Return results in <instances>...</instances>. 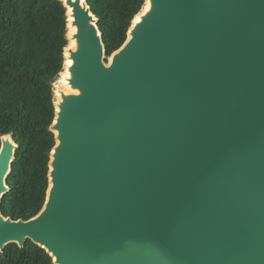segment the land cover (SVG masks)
I'll use <instances>...</instances> for the list:
<instances>
[{
	"label": "water",
	"instance_id": "obj_1",
	"mask_svg": "<svg viewBox=\"0 0 264 264\" xmlns=\"http://www.w3.org/2000/svg\"><path fill=\"white\" fill-rule=\"evenodd\" d=\"M60 1L76 45L47 199L28 220L2 213L19 149L3 136L0 252L30 239L55 264H264V0H146L108 58L87 0Z\"/></svg>",
	"mask_w": 264,
	"mask_h": 264
},
{
	"label": "trees",
	"instance_id": "obj_2",
	"mask_svg": "<svg viewBox=\"0 0 264 264\" xmlns=\"http://www.w3.org/2000/svg\"><path fill=\"white\" fill-rule=\"evenodd\" d=\"M98 18L107 58L127 40L146 0H87ZM67 8L60 0H0V146L12 135L19 145L1 211L14 220L35 217L49 188L50 155L56 145L55 82L69 44ZM0 264H55L52 255L28 239L10 243Z\"/></svg>",
	"mask_w": 264,
	"mask_h": 264
},
{
	"label": "bare ground",
	"instance_id": "obj_3",
	"mask_svg": "<svg viewBox=\"0 0 264 264\" xmlns=\"http://www.w3.org/2000/svg\"><path fill=\"white\" fill-rule=\"evenodd\" d=\"M147 9H149V1H147L146 6L144 7L142 12L146 11ZM142 12H141V14L137 15V17L135 19L136 22L140 20ZM69 14H70V17H69V25H68L69 26L68 36L70 38V41H69L68 49L66 51V62H65L64 70L60 74L61 75V78H59L60 81L55 84L56 85L55 87H56L57 103H59L62 100V98H61V92L62 91H64V92L70 91V87L68 84V78L70 76L69 66L72 64V60L69 58L70 52L68 50L75 48L76 41L73 39V35L76 32V27H74L72 25L73 17L71 16V14H72L71 8H69Z\"/></svg>",
	"mask_w": 264,
	"mask_h": 264
},
{
	"label": "flooded vegetation",
	"instance_id": "obj_4",
	"mask_svg": "<svg viewBox=\"0 0 264 264\" xmlns=\"http://www.w3.org/2000/svg\"><path fill=\"white\" fill-rule=\"evenodd\" d=\"M1 147H2V138H1V146H0V150H1Z\"/></svg>",
	"mask_w": 264,
	"mask_h": 264
},
{
	"label": "rangeland",
	"instance_id": "obj_5",
	"mask_svg": "<svg viewBox=\"0 0 264 264\" xmlns=\"http://www.w3.org/2000/svg\"><path fill=\"white\" fill-rule=\"evenodd\" d=\"M60 78H61V76H60ZM59 81H60V79H59L57 82H59ZM57 82H56V83H57ZM56 83H55V84H56Z\"/></svg>",
	"mask_w": 264,
	"mask_h": 264
}]
</instances>
